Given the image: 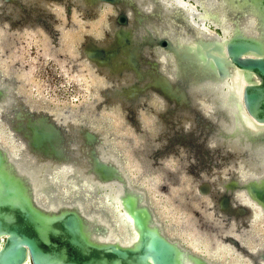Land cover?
Instances as JSON below:
<instances>
[{
	"label": "water",
	"instance_id": "1",
	"mask_svg": "<svg viewBox=\"0 0 264 264\" xmlns=\"http://www.w3.org/2000/svg\"><path fill=\"white\" fill-rule=\"evenodd\" d=\"M23 1L0 0V6L2 5L3 12L6 9L3 8L4 5L23 13L26 12ZM82 1L88 9L104 4L117 8L123 4L127 7L126 10L117 9L113 21L117 27L111 41L102 45L95 43L93 38H87L81 44L80 55L90 64L100 70L104 69L109 76L121 78L127 73L131 77L129 83L105 90L102 104L121 102L120 106L126 111V120L138 134L144 135L145 145L147 142L153 144L156 140L160 142L163 134L159 130L158 134L153 133V138L149 132L141 130L137 120L138 113L134 112L136 108L149 110L158 121L168 117L170 119L174 115H178L181 120L186 118L190 123L189 128L177 127L179 132L174 134L175 138L171 142L168 140V145L183 146L189 153L194 152V158L199 160L198 164L191 162L188 165L182 156L178 163L188 171L191 179L198 181L195 186L196 194L208 196L214 183L207 177V170L196 169L207 164L200 156L202 144L209 141L210 137L220 134L217 138L224 142L236 141L237 145L246 143L252 149L264 145V0H222L229 15L227 22L232 25V30L224 35L219 25L211 21L205 22L218 37L198 35L189 43L172 40L166 32H160L156 28L154 23L163 22L161 13L166 8L160 0H153L156 12L150 14L139 7L135 8L131 0ZM185 1L188 5L193 4L198 12L203 11L201 4H194L193 0ZM175 8L173 7L174 11L179 12ZM29 9L27 12H30ZM69 9L67 6L66 14H70ZM184 13L182 10L181 15L189 23V15ZM247 15L253 17L251 24L244 20ZM130 21L137 28L136 32L142 30L141 34L134 36L128 26ZM29 22L49 27L40 16ZM11 23L13 29L17 27L18 22ZM23 23H28V19ZM158 53H165L170 58V68L173 69L171 73L164 74L160 70L158 59L154 58ZM233 72L240 74L245 83L238 98L234 94H228L225 98L229 104L233 102L234 109H240L253 122L258 132L256 135H247L238 126L234 131H221L209 117V113H204L196 104L197 92L194 91L199 89L201 93L211 94L206 84L229 80ZM8 82L5 86L0 85V110L7 111L4 115L6 123L9 124L10 131L17 134L15 141L23 143L22 152L31 158V162L69 167L74 178L82 183L89 180L97 184H118L121 191L117 196L118 205L130 218L136 239L130 245L95 239L94 236H107L109 229L97 217L89 219L83 214L82 204H79L80 207L67 203L56 208L43 207L34 196L33 181L27 176L28 173L20 169V165L14 158H10L7 150L0 144V264H210L203 256L170 240L161 227L154 224L150 207L142 202L145 192L129 186L126 172L108 153L113 150L110 147L112 135L108 136L107 144L102 134L93 127L97 122L107 127L99 112L101 104H95L92 113L86 114V123L79 126L75 124L68 129L62 125V117L79 119L80 116L73 110L66 109L62 112L64 116L61 114L54 117L48 110L30 108L16 95L15 78ZM153 96L165 106L157 114L153 106L147 105ZM216 96L218 98V93L215 99L220 101ZM13 100L17 105L6 108L5 106L14 103ZM89 108L91 107L82 106L80 110L87 111ZM91 120L94 121L93 125ZM174 122L173 120L170 124L175 126ZM225 147L226 145L221 148ZM208 150L207 147L203 156L207 155ZM134 152L137 156L145 153L146 148ZM158 152L159 150L156 154ZM243 156L248 157V153L245 151ZM116 157L119 158L117 152ZM62 182L68 185V179ZM43 188V191L47 190V194L55 191L49 182L43 184ZM161 188L164 192L167 191L166 187ZM221 188L223 194L216 198V209L230 211L232 193L242 191L252 204L260 208V212H264V176L244 181L228 176ZM79 193L75 194L76 197L81 196L86 200L85 195ZM76 202L78 203H74ZM238 205L236 216L248 213L246 204ZM194 215L200 219L199 215ZM227 242L238 246L233 239ZM259 257L264 262V253Z\"/></svg>",
	"mask_w": 264,
	"mask_h": 264
},
{
	"label": "bare ground",
	"instance_id": "2",
	"mask_svg": "<svg viewBox=\"0 0 264 264\" xmlns=\"http://www.w3.org/2000/svg\"><path fill=\"white\" fill-rule=\"evenodd\" d=\"M135 8L139 7L142 11H144L146 14L155 13L156 12V6L153 3V0H131ZM161 1V2H160ZM158 2L164 4L166 8L163 10L164 13H161L162 21L163 22H156L154 23L156 28L160 30V32L167 33L168 37L172 40H177L182 43H189L192 41V39L198 35H203L205 37H218V34L214 32V30L211 27H208L205 25V22L210 23V21L214 24L219 25L221 27L224 35H227L229 31L232 30V25L227 22V18L229 15L227 14V9L223 6L222 0H193V3H199L201 4V8H203V11H197L194 9L193 4L188 5L185 0H160ZM33 2L35 6H33ZM202 2V3H201ZM23 3L26 4V12L23 11L19 12L17 9L14 10L10 9L9 7H4L8 10H10V17L5 16L4 20L3 15H5V11L3 12L2 18L0 19V22L3 23L6 21L10 25H12L11 22L17 23V16L20 17L22 15L23 18L21 21H24L28 19L29 20L35 19L37 16H48L46 13L49 11L48 9L53 8L56 9V13L58 11H62V13H66V7H70V12L74 13L75 19L76 17H80L81 15H84L82 17L83 19L92 15L95 17L97 16L98 9L102 6L99 5L96 8H87L83 3L82 0H24ZM56 5V7H54ZM105 5V4H104ZM4 6V5H3ZM109 6V5H106ZM110 9L113 12L112 15H106L105 21L102 22V24L99 26L98 29L92 30L93 32V39L95 43L105 45L109 41H111V37L113 35V31L117 27L116 24L113 23L115 14L117 12V9L126 10V6L123 4L119 5L118 8L110 5ZM173 7L178 8L179 12H175ZM28 8H30V12H27ZM48 8V9H47ZM175 8V9H176ZM184 8V9H183ZM32 9V10H31ZM48 11H47V10ZM46 10V12H45ZM185 12V15H189V23H186V19L182 13ZM180 13V14H179ZM37 15V16H36ZM42 15V16H41ZM178 15V16H176ZM193 16V20H192ZM93 17V18H94ZM15 18L16 20H14ZM88 19V18H87ZM91 19V18H90ZM244 20L246 22L253 21V17L251 15H247ZM17 21V22H16ZM71 22V21H70ZM97 23V22H96ZM25 24V23H24ZM148 23H146L147 25ZM152 24V23H151ZM21 24L18 22L17 26H20ZM134 24L132 21L128 24L129 28L132 29L134 36H137V34H141V31L136 32L137 28L133 26ZM253 25V24H252ZM149 27V24H148ZM35 28L30 27L29 29ZM78 30V27H77ZM85 34L81 33L80 37ZM90 38V37H87ZM83 40L82 42H84ZM81 40H77L75 42L76 47L72 51V49H68L69 54H74L77 57V61H79L78 66L81 67L82 72L73 71L72 76L78 77L80 80H85V74L84 67H87V71H90L92 74V87L88 89V94L91 92L95 93L99 96V98H103L104 100V92L105 90H112L113 88L120 86L122 84L129 83L131 77L129 74L125 73L122 75L121 78L109 76L107 72L103 69L100 70L94 65L87 62L84 58L81 57ZM158 59L160 70L164 74H169L172 72V68L170 65V58L164 53H158L157 57H154ZM90 74V75H91ZM95 75V76H94ZM11 79V78H10ZM8 80H6L3 75L0 73V85L5 86L8 84ZM245 82H243L240 74L233 72L231 74V78L229 80H225L221 83L217 84H206V87L210 90L211 94L209 92L201 93L199 89H197L194 92H197L195 96L196 98V104L199 105L200 109L204 111V113H209V117L212 118L213 121L219 126L221 131L226 130H236V126L240 128L243 132H246L247 135L257 134V129L254 127L253 122L245 115L243 114L240 109L236 110L234 109L235 106L232 102V104H229L227 102V95L228 94H234L235 97H239V93L241 90V87L244 85ZM199 93V96L197 95ZM218 93V98L220 101H216L215 95ZM215 94V95H214ZM223 97H221V96ZM156 96H153L151 99L154 100ZM226 97V98H225ZM157 98V97H156ZM217 98V96H216ZM217 98V100H218ZM225 98V99H224ZM222 100V102H221ZM14 101V100H13ZM16 101H14L13 104L5 106L6 108H10L11 106L17 105L15 104ZM221 102V104H220ZM104 108L106 110L111 111V109L115 108L116 112L120 110L122 113V116H126L125 108H123L121 102L119 101H113L111 103H104ZM164 104H161L160 102L157 103L156 107L153 106L155 109V113H160L164 109ZM4 108V107H3ZM32 108V107H30ZM68 109L72 110L70 107H67ZM66 108V109H67ZM82 107H79L78 111L75 112V114L79 115L78 118H72V120L67 119V117L63 118V126H66L68 129L72 125H81L84 124L83 122H87L86 120V114H91L93 107L89 108L87 111L80 110ZM46 110V109H44ZM65 110V107L61 109V113L57 110H54L51 112V114L55 117L58 115H61L62 112ZM236 110V111H235ZM202 111V113H203ZM206 111V112H205ZM6 110H0V124H4V126L0 125V138H3L4 145L0 142V144L3 146L5 150H7L10 158H14L19 165L20 169L22 171L27 172L31 180L33 181L34 185V191L36 194L34 196L36 197V200H39L42 203V206L47 208H54L59 207L60 204L67 203V204H75L80 207V205H83V208L81 207V210L83 211V214H85L89 219H93V217H97L101 224H103L107 229H109V232L106 233L104 236H94L95 239H98L100 241H106V242H114L117 241L122 245H130L132 244L136 239V234L133 232L131 228V220L130 218L123 213L118 205V199L117 196L120 194V186L116 183H107V184H97L94 182H90L89 180H85V182H81L80 180L74 178V175H72V171L69 167L65 165H59V167H55L54 169L51 167L50 164H47L46 162H43L41 164H44V167H36V165L33 164L29 159H31L28 155H25L23 150V143H18L15 141V138L17 134L15 132L10 131V126L8 123H6V117L4 116L6 114ZM135 113H138V109L136 108ZM60 113V114H59ZM228 115V117H226ZM62 116H64L62 114ZM126 118V117H125ZM178 115H174L173 117L166 118L165 120H157L156 125L158 130H161V141L159 142L158 146H156L154 143L152 144L147 142L146 146L144 144V147L146 148V152L143 154H137L139 158V167L142 169L143 175H145V178H147V181H144L143 188H141V185H138V183H135L134 180L131 179V172L128 170L127 161L123 156L120 155L119 151L116 147L112 144V137L111 134L108 132L107 127H103L100 122H97L94 126V121L91 120L92 125L95 130L99 131L104 137L105 142L109 141L110 139V147H112V151H108V153L111 154V157L115 162L121 165L122 169L126 172L127 177L130 182V187L134 189H140L145 192V196L142 200L143 203L147 204L153 214L154 217V224L156 226H160L162 229V232L170 239L176 241L178 244H180L182 247H185L187 250H191L201 256H203L210 264H264V262L260 259V254L264 253V212H260V208L256 206V204H252L249 199L246 198L245 193L242 191H233L232 193V199L230 200L231 209L228 212H222L219 209H216V198L218 199L220 195H222V188L223 181L227 180L228 176L229 178H234L237 181H244L249 178H260L264 176V145L261 147H256L255 149L250 148V146L246 143L244 144H238L236 141L232 142H224L223 140L217 138L220 134H216L217 136L210 137L205 144H202V148L199 150L200 153H202L200 156L203 157V162H207L206 166H198L196 169H205L207 170V177L214 183L213 190L211 194L208 196H204L205 202L208 205L209 208L212 209V215L211 216H205L200 214V211L197 210L194 205H192L190 202H183L180 203L178 200V197L174 194V192H169V195H171L172 198H170L171 203L173 202L179 204L180 208L182 210H186L187 212H190L192 215L190 217L184 218V222L182 223V227L186 228L185 230L189 231V234H183L181 231L177 232H169L168 226L164 224V214L166 210H163L162 205L160 203L155 204L154 201L152 202L149 198L148 193V186H153V184L160 185L161 181L156 180V178H151L150 174L152 172H157L160 168V160H162L165 156H168V154H171L173 158L172 160L176 161L178 163V159L182 156L184 159H186V163L189 165L191 162L193 164H198L199 160L194 158V152H188L187 149H184L183 146L179 145H168V140L171 142L172 138H175V133L179 132V128H189V121L184 119H179ZM90 120V119H88ZM176 123V120L178 122L175 124V126L171 125L170 122ZM107 126V125H106ZM2 127V128H1ZM179 127V128H177ZM92 129V128H91ZM136 132V129L133 128ZM137 133V132H136ZM167 134V135H165ZM140 138V137H139ZM17 140V139H16ZM142 140L144 138L142 137ZM1 141V140H0ZM104 142V144H106ZM220 143H226L224 145H221ZM198 144V143H197ZM225 148H221L222 146H225ZM131 147V152L134 154V151H137L139 147ZM206 147V148H205ZM209 148L207 151V155L203 156L205 149ZM164 149V151H162ZM194 150V148H192ZM157 150H161L162 152L159 153V155L154 158V152ZM248 153V157H244V152ZM116 152L119 154V158L116 157ZM106 153V151H105ZM113 153V154H112ZM176 153V155H174ZM115 157V158H114ZM169 157V156H168ZM192 160H191V159ZM181 167V166H180ZM130 169V168H129ZM259 171V173H258ZM43 172V174H42ZM42 174V176H41ZM186 174L189 176V187L193 193L195 192V186L197 185L196 180L191 179L190 175L188 174V171H186ZM40 175V176H39ZM44 175V176H43ZM46 176V178H45ZM43 177V178H42ZM133 177V176H132ZM39 178V179H38ZM55 178H58V181L56 182ZM203 178H206L205 176ZM68 179V185H63L62 188L65 186L68 188L71 186V184H76L77 190L79 189V192H82L83 195H91V196H98L101 200H97L99 202V206H91V207H85V200L83 197L79 196H71L69 199H65V196L59 195L60 192L54 191L53 194L58 196L57 203L55 204L53 200H46L43 194L46 192L43 191V184H46V182H50V184H53V188L55 190V186L58 188V191L60 190L59 187H61L62 180ZM83 181V180H82ZM71 184H70V183ZM59 186V187H58ZM147 186V187H146ZM222 193V194H221ZM46 195V194H45ZM197 195V194H196ZM197 197V196H196ZM110 198V199H109ZM175 199V201L173 200ZM177 198V199H176ZM109 199V200H108ZM75 201H78V203H74ZM80 202V203H79ZM45 203V204H44ZM244 203L246 204V207H248L249 211L248 213L241 214L239 216L235 215V210L239 206L238 204ZM40 204V203H39ZM80 204V205H79ZM200 216L199 218H196L195 215ZM195 216V217H194ZM262 226V230H259L258 227ZM257 227V228H256ZM167 228V229H166ZM233 239L237 242L238 246H234L230 242H227V240Z\"/></svg>",
	"mask_w": 264,
	"mask_h": 264
},
{
	"label": "rangeland",
	"instance_id": "3",
	"mask_svg": "<svg viewBox=\"0 0 264 264\" xmlns=\"http://www.w3.org/2000/svg\"><path fill=\"white\" fill-rule=\"evenodd\" d=\"M49 11L52 12L51 18L48 21L45 19L47 24L50 23L48 28L40 23L34 24L35 28L26 29L24 32L16 28L14 30L8 28L7 25L1 26L2 23H0V73L3 77L15 78L16 95L26 105L32 107L44 106L59 112L64 107L65 110L70 107L77 112L79 107L90 106L95 108V104H101L99 112L107 124L108 132L113 135V146L117 148L119 153L121 152L120 155L127 161L126 167L129 166L130 169L128 168V170L133 174L131 179L138 185L144 184L147 178H145L142 169L139 167L138 157L132 154L130 147L144 148L145 142L142 140L144 135L135 132L126 118L122 116L123 113L120 110L117 112L115 108H112L111 111L106 110L104 108L105 104H102L103 98H99L93 92L88 94V89L92 87L93 83L91 80L93 74L92 70L90 71L91 67H89V72L87 67H84L85 80L72 76L73 71L82 72V70L78 66L79 61H77L76 55L69 54L68 49L73 51L77 40L82 42L87 37L92 38V30L98 29L105 21L106 15H112L114 11L109 6L102 5L98 9L97 16L91 19H83L84 15L75 19L73 11L70 14L62 13V11L56 13V9H49ZM2 12L3 10L0 11V14ZM51 19L52 21H50ZM81 33L85 35L80 37ZM49 35L51 38H49ZM47 41L50 42L47 43ZM154 98V100L147 102L148 106L156 107L157 103L160 102L158 98ZM137 120L141 130L149 132L150 136L153 137V133H159L156 125L157 118L149 110L139 109ZM0 125L4 126L3 123ZM0 140L4 145L3 138H0ZM154 144L158 146L160 143L156 140ZM168 156L160 160V168L162 169L150 174L151 178L161 181L158 185L159 188L155 184L146 187L148 188L150 200L154 201L155 204L160 203L163 210H166L163 222L168 226L169 232L181 231V233L188 235L189 231L182 227V223L184 218L190 217L192 214L182 210L180 203L190 202L200 211V214L205 216H211L212 209L206 204L204 196H198L191 191L189 187L190 179L186 171L180 167L179 163L172 160L171 154H168ZM33 164L36 167H44V164L39 162ZM51 167L54 169L55 167L58 168L59 165ZM162 186L166 187V192L162 190ZM141 188H143V185H141ZM171 191L174 192L172 195L178 197L179 204L171 203L170 198L172 197L169 195ZM84 195L86 198L85 207L97 206V200H101L97 195ZM69 197L71 196H68L67 199ZM173 200L175 201L174 198ZM262 228V226L258 227L259 230H262Z\"/></svg>",
	"mask_w": 264,
	"mask_h": 264
},
{
	"label": "flooded vegetation",
	"instance_id": "4",
	"mask_svg": "<svg viewBox=\"0 0 264 264\" xmlns=\"http://www.w3.org/2000/svg\"><path fill=\"white\" fill-rule=\"evenodd\" d=\"M31 3H33V2H31ZM33 6H35L34 5V3H33ZM3 8H4V6H3ZM13 10H14V13H15V10L16 9H14V8H12ZM48 9V8H47ZM46 9V10H47ZM50 9V8H49ZM48 9V10H49ZM51 9H53V8H51ZM2 10V5L0 6V11ZM6 11H5V13L6 12H8V13H6L5 15H3V19L5 18V16H8L7 14H9V17H10V13L11 12H9L10 10H8V9H5ZM46 10H45V12H46ZM47 10V11H48ZM19 11V10H18ZM48 16H42L44 19H47V21L49 20V18H51V15H52V12L51 11H48L47 13H46ZM37 16V15H36ZM20 17H22V15H20ZM19 16H17V21L21 24L20 26H17V27H15L17 30H23L24 32L26 31V29H29L30 27H34L35 25L34 24H31L30 22L29 23H23V21L21 22V19H23V18H20ZM38 17V16H37ZM2 18V15H0V19ZM36 18V17H35ZM2 19V20H3ZM14 20H16L15 18H13ZM50 21H52V19L50 20ZM1 23V22H0ZM47 23V22H46ZM50 24V23H49ZM4 25H7V27L8 28H12V27H10V24L9 23H7L6 21H4L2 24H1V26H4ZM9 25V26H8ZM14 30V29H13ZM49 38H51L50 37V35H49ZM50 42V41H49ZM48 41H47V43H49ZM6 80H9L10 78H14V77H9V78H7V77H4ZM21 100V99H20ZM22 101V100H21ZM22 103L24 104V105H26L23 101H22ZM26 106H29V107H32V106H30V105H26ZM34 107V106H33ZM32 107V108H33ZM37 109H41V110H44V109H46V110H48L47 112H53L54 110H52V109H48L47 107H44V106H42V107H36ZM68 109V108H67ZM45 110V111H46ZM160 152H162L161 150H159V152H158V154H156V152H155V156H157V155H159V153ZM33 163H35V162H33ZM39 179V178H38ZM55 180H56V182L58 181V178H55ZM50 183V182H49ZM63 185H65L64 183H61V187H59V191H58V188L55 186V192H57V195H58V192H60L61 194H59V195H63V196H65V199H67L68 198V196H76L75 194H80L79 193V189L77 190V185L76 184H71V186H69L68 188L65 186V188L63 187L62 188V186ZM50 187H54L53 186V184H50ZM70 188V189H69ZM44 189V188H43ZM45 191H47L46 189H45ZM75 191V192H74ZM34 194H36V192L34 191ZM46 194V195H45ZM45 194H43V198L44 197H47V198H45L46 200H53L54 201V203L56 204L57 203V200H58V196L57 195H55V194H47V193H45ZM38 201V203H40L41 205H42V203L39 201V200H37ZM45 204V203H44ZM96 204H97V206H99V202L97 201L96 202ZM96 206V207H97ZM45 207V206H44ZM56 207H57V205H56ZM56 207H54V208H56ZM197 218V217H196Z\"/></svg>",
	"mask_w": 264,
	"mask_h": 264
}]
</instances>
